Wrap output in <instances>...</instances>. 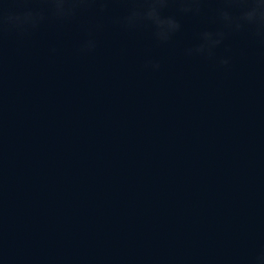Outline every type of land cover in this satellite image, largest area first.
Returning a JSON list of instances; mask_svg holds the SVG:
<instances>
[{"label": "water", "instance_id": "1", "mask_svg": "<svg viewBox=\"0 0 264 264\" xmlns=\"http://www.w3.org/2000/svg\"><path fill=\"white\" fill-rule=\"evenodd\" d=\"M183 24L170 46L108 26L87 56L75 23L6 40L0 264H217L264 244V49L230 39L225 72L181 54L206 26Z\"/></svg>", "mask_w": 264, "mask_h": 264}, {"label": "clouds", "instance_id": "2", "mask_svg": "<svg viewBox=\"0 0 264 264\" xmlns=\"http://www.w3.org/2000/svg\"><path fill=\"white\" fill-rule=\"evenodd\" d=\"M117 7L121 14H115ZM185 19L206 25L196 33V43L181 50L186 58H198L227 72L233 61L226 43L230 39L242 38L264 49V0H0V67L9 37L22 41L46 26L62 29L77 24L83 38L76 54L87 56L96 51L97 35L108 26L129 34L147 31L156 46H170L183 31ZM55 53V48L50 49V54ZM161 68L152 57L142 64L147 72ZM7 259L0 244V260ZM217 264H264V244Z\"/></svg>", "mask_w": 264, "mask_h": 264}]
</instances>
